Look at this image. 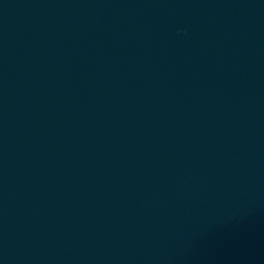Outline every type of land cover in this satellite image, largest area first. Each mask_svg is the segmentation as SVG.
Masks as SVG:
<instances>
[{"label":"water","instance_id":"obj_1","mask_svg":"<svg viewBox=\"0 0 264 264\" xmlns=\"http://www.w3.org/2000/svg\"><path fill=\"white\" fill-rule=\"evenodd\" d=\"M0 264H264V0H0Z\"/></svg>","mask_w":264,"mask_h":264}]
</instances>
